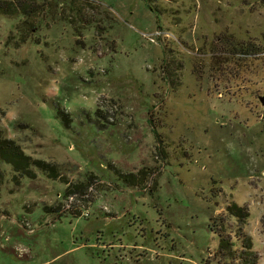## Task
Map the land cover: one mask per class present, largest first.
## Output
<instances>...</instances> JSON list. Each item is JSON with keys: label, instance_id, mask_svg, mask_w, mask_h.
Returning a JSON list of instances; mask_svg holds the SVG:
<instances>
[{"label": "rangeland", "instance_id": "obj_1", "mask_svg": "<svg viewBox=\"0 0 264 264\" xmlns=\"http://www.w3.org/2000/svg\"><path fill=\"white\" fill-rule=\"evenodd\" d=\"M25 1L0 133L53 166L0 160V264H227L212 216L264 264V0Z\"/></svg>", "mask_w": 264, "mask_h": 264}, {"label": "trees", "instance_id": "obj_2", "mask_svg": "<svg viewBox=\"0 0 264 264\" xmlns=\"http://www.w3.org/2000/svg\"><path fill=\"white\" fill-rule=\"evenodd\" d=\"M27 5L28 4L25 0H0V13H27ZM254 50L255 49L249 48L247 51ZM238 51L246 52V49L243 47ZM0 160L9 162L14 170L20 173H29L30 164H35L41 169L49 170L53 166L52 164L46 163L45 161L39 159H31L29 155L24 153L19 144L10 138L3 137L1 133ZM143 172H145L143 169H139L135 173L119 174H121L120 176L123 178L127 177L129 182L140 185V183L143 181V178L145 177V173L143 174ZM2 179L3 172L0 169V184ZM224 215L236 217L239 222H244L248 212L245 206L238 205L233 202L226 205V211ZM223 222V219L216 222V217L212 216L209 224L211 230L217 235L218 238V244L213 254L227 258V260H229L227 264H258L257 254L252 248L250 236L244 233L240 226H238V228L233 231L225 230L222 225ZM233 238L237 240V243L233 241Z\"/></svg>", "mask_w": 264, "mask_h": 264}, {"label": "water", "instance_id": "obj_3", "mask_svg": "<svg viewBox=\"0 0 264 264\" xmlns=\"http://www.w3.org/2000/svg\"><path fill=\"white\" fill-rule=\"evenodd\" d=\"M259 100H260L261 103H264V95L260 96Z\"/></svg>", "mask_w": 264, "mask_h": 264}]
</instances>
